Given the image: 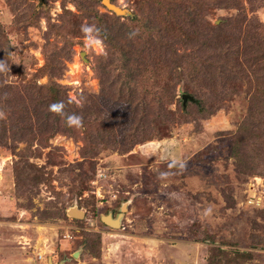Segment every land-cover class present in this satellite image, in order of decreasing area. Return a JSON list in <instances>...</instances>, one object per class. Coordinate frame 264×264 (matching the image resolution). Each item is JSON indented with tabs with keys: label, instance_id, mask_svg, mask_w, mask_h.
<instances>
[{
	"label": "rangeland",
	"instance_id": "obj_1",
	"mask_svg": "<svg viewBox=\"0 0 264 264\" xmlns=\"http://www.w3.org/2000/svg\"><path fill=\"white\" fill-rule=\"evenodd\" d=\"M101 1L0 0V114L22 115L18 100L54 84L79 105L102 88L105 100L118 101L122 62L103 58L114 51L100 35L105 25L128 31L119 48L140 50L151 72L166 59L165 44L172 66H209L196 76L172 74L195 101L174 98L157 136L130 148L101 138L89 144L80 127L64 129L39 106L32 130H6L0 264H264V58L253 59L264 57V0H109L119 14ZM184 8L200 14L198 25L177 21ZM134 16H158L173 28H159L163 43L154 34L141 43ZM84 25L98 31L85 34ZM110 58L112 68L100 69ZM99 104L97 97V120ZM119 123L118 132L128 128ZM90 126L94 134L97 124ZM119 214L118 227L102 221Z\"/></svg>",
	"mask_w": 264,
	"mask_h": 264
},
{
	"label": "trees",
	"instance_id": "obj_2",
	"mask_svg": "<svg viewBox=\"0 0 264 264\" xmlns=\"http://www.w3.org/2000/svg\"><path fill=\"white\" fill-rule=\"evenodd\" d=\"M92 1L95 2V0ZM184 9V12H180L178 10L179 15H177L176 18L177 21L183 25L189 24L191 26H194V23L198 25L202 20L200 14L197 13L190 17V12H188L186 8ZM157 17L158 16H151L150 18H146L145 20L140 19V17L136 18L134 16V19L136 20L135 22H137L140 26V34L136 36L141 39V43H145L153 39V34L158 36V38L156 39L157 42L159 40V42L163 43L166 40L167 33L165 31H162L163 29H160L163 27L165 28L166 26L170 31L173 28L172 24H167L170 20L164 22L158 20ZM157 22H160V27L156 26ZM105 26H102V29L101 26H99V28L102 31L104 30L105 33L104 34L102 32L103 34L100 33V35H102V37L105 36V40H109L110 43H113L114 51L108 54L106 53L103 58L106 59L115 54L116 56H118L117 59L122 62L118 65V67H115L119 68V71L116 75L118 79L117 82L120 84L118 88V94L121 100L119 99L118 101H112L110 100L113 99L112 97H108L105 100L104 97L105 95L108 96V94L103 93L104 90L102 88L98 96L87 95L84 100L81 101L82 104L79 105L69 100L62 88L56 84L49 85L47 87L39 86L33 97L26 94L27 97L24 96V99L22 98L21 100H18L16 102V111L21 114L22 112H24V116L23 114L19 115L13 113L11 115H5L4 113L0 114V139H2V136H4L5 131L8 129H11L14 134L18 136L22 135L24 132H29L30 130H32L29 117L31 115L35 116V114H37L36 106H39L42 109H44L45 107V110L53 113L49 110V105L57 101H63V112L65 116L73 113L81 116L82 122L79 127L85 133V136L87 138L85 136L83 138L88 140L89 144L90 142L93 143L96 138H101L102 141H106L105 143H108L107 145L111 144L113 147H123L122 149H125L126 147L130 148L134 144L143 143L157 136V134H155L156 125L168 123L166 117L171 110L168 109L167 106L172 103L174 98H181L183 94H188L192 97V100L188 99L187 101H195L194 97L188 93L189 91L187 90L185 81H181V79L178 77H180V75L182 77V74L184 73H186L185 75L194 73L193 75L195 76L197 75V73H202V69L208 65L207 62L201 60L202 62L199 64L196 71L195 69L192 71H188L186 64H174L172 66L169 63V51L172 46L165 44L166 46H162V52H164L163 54H165L166 59L163 58V62L159 66L155 67L156 70H153V72H151L149 63L147 61L140 60V55L142 56L140 50H134V55L132 54V56L127 53L126 50L119 48V45H122L121 42L124 41L119 37L121 36L119 33H124V35H127L128 31L126 29L123 31L122 29L118 30V32L115 31L112 33L109 32L110 30H108L109 26ZM208 36L213 40L214 31L211 30V33ZM214 39H216V37ZM133 43L134 42L130 41V45ZM125 45L127 47H131L128 43H126ZM198 46L202 45H197V48ZM194 53L195 52H193V54ZM263 58L264 57H253L254 61ZM110 60L111 58L108 59L106 63L99 64V68L104 71L112 68ZM175 72H177L178 75L176 79L172 78V74ZM107 73H110V71H107ZM140 83L143 85L145 84L140 89L141 93L143 94L136 96V94L138 93V87H140ZM39 89L42 90L43 94ZM153 92L155 99L152 96ZM97 97L100 99L99 105L102 106H98L96 108L99 115H102V118H98V120L97 118H94L97 117V114L93 112V109H95L94 100ZM111 107H115L116 109L113 115L116 120H114V118H111L112 116H109V112L107 113L108 109ZM102 109H104L105 112H103ZM106 113L108 116L106 115ZM43 114V119L44 121H46V112ZM65 116L53 113V119H60L59 122L61 123L62 127L64 129H66L67 127V129L71 130L72 126H67L65 123ZM117 120H120L119 124L125 122L128 128L121 129V127H119L118 132L113 125L114 121H116L117 123ZM92 123L97 124V129H94V134L90 133V129L94 128L90 126V124ZM117 133H120L118 138L116 137ZM105 143L101 142L102 147H105ZM95 148H98V146L96 145Z\"/></svg>",
	"mask_w": 264,
	"mask_h": 264
},
{
	"label": "water",
	"instance_id": "obj_3",
	"mask_svg": "<svg viewBox=\"0 0 264 264\" xmlns=\"http://www.w3.org/2000/svg\"><path fill=\"white\" fill-rule=\"evenodd\" d=\"M101 2H102V4H104L106 6V8L115 12L116 14L122 13L121 9L118 6L111 3L109 0H102ZM181 98L183 101V105H185V103L188 99L192 100V97L188 94H183L181 96ZM123 210H125V206H123L121 208V212H123ZM69 213H71L73 216H76L78 218L83 215V213L80 210H77L76 208H71L69 210ZM121 215L122 214H119L116 218H112L110 215L102 216V221L110 227H118L120 225V216ZM49 264H51V263H49Z\"/></svg>",
	"mask_w": 264,
	"mask_h": 264
},
{
	"label": "clouds",
	"instance_id": "obj_4",
	"mask_svg": "<svg viewBox=\"0 0 264 264\" xmlns=\"http://www.w3.org/2000/svg\"><path fill=\"white\" fill-rule=\"evenodd\" d=\"M85 34H90L94 31H98V29H95L94 26L92 25H84L82 26L81 29ZM63 108H64V103L63 101H57L51 105H49V110L61 115V116H65L64 112H63ZM81 116L78 114H68L65 116V123L67 126H75V127H79L81 125Z\"/></svg>",
	"mask_w": 264,
	"mask_h": 264
}]
</instances>
